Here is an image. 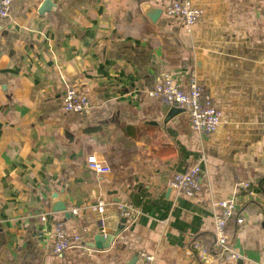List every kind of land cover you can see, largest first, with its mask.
<instances>
[{"label":"crops","instance_id":"crops-1","mask_svg":"<svg viewBox=\"0 0 264 264\" xmlns=\"http://www.w3.org/2000/svg\"><path fill=\"white\" fill-rule=\"evenodd\" d=\"M44 1L12 0L0 17V264H143L140 253L150 264H264V0H190L201 9L190 30L163 12L172 0H47L41 11ZM163 73L183 87L196 76L221 112L213 133L148 94ZM69 87L88 112L63 109ZM201 153L199 190L177 195L170 179ZM89 155L110 171L88 168ZM53 193L72 217L51 209ZM230 198L245 221L225 228L235 259L211 249L217 203ZM119 201L140 211L122 226ZM99 216L113 233L101 249L86 246ZM55 224L81 248L53 253ZM195 239L211 250L201 261Z\"/></svg>","mask_w":264,"mask_h":264},{"label":"built area","instance_id":"built-area-1","mask_svg":"<svg viewBox=\"0 0 264 264\" xmlns=\"http://www.w3.org/2000/svg\"><path fill=\"white\" fill-rule=\"evenodd\" d=\"M12 0H0V17L8 15L9 6ZM163 12L169 16H178L183 20L184 26L190 30L197 19L201 16V9L195 6L190 0H172L163 7ZM152 97L161 99L165 104L176 105L187 111L191 128L200 134L213 133L220 124L221 112L218 110L212 100L203 91V88L197 81L196 76L191 73L187 79L186 85H177L169 73H163L156 87L148 92ZM63 109L66 112L82 113L88 112L90 102L87 96L73 87L65 90L63 97ZM206 162V155L201 153L197 161L184 171L173 174L169 181V186L173 188L177 195L193 196L200 188L199 180L201 177L202 165ZM86 165L96 173H108L109 165L98 160L94 155L86 158ZM239 188L245 190L247 196L252 197L253 190L250 187V181H241ZM221 213L214 217V230L212 233L213 254L221 258H237L233 254L228 244V235L225 232L227 220L234 216L238 225H244V219L236 199L230 198L221 200L218 203ZM103 202L100 201L93 207L102 211ZM117 209L125 218L135 219L140 211L130 202H116ZM48 213H41L38 216L40 223L47 221ZM53 237L52 252L60 255L67 248L72 246L81 248L82 242L78 235L69 237L61 224H55L50 231ZM191 249L196 253L198 260L206 258L211 251L209 246L202 243L199 239L192 240ZM143 264H150L152 256L146 253H140ZM203 264V263H202Z\"/></svg>","mask_w":264,"mask_h":264},{"label":"water","instance_id":"water-1","mask_svg":"<svg viewBox=\"0 0 264 264\" xmlns=\"http://www.w3.org/2000/svg\"><path fill=\"white\" fill-rule=\"evenodd\" d=\"M46 6H47V0L43 2L40 10L43 11L44 9H46ZM160 12H161V9L159 8H151V11L148 12L147 15L152 21H154L159 16ZM68 136H71V134L69 135L68 133ZM51 209L53 211H64L65 217H72L71 211L67 210L66 201L63 198L58 197L57 193H53L52 195ZM121 222L122 223H120V226L124 225V223L126 222V218H122ZM261 225L264 229V220L262 221ZM105 226L106 224L103 221L102 216H99L98 217V232L95 233L93 237L87 241L86 246L91 247V248H99V249L107 248L109 246V243H110L109 238L110 236H113V233L112 234L105 233L103 231ZM132 261H130L128 264H131Z\"/></svg>","mask_w":264,"mask_h":264},{"label":"trees","instance_id":"trees-1","mask_svg":"<svg viewBox=\"0 0 264 264\" xmlns=\"http://www.w3.org/2000/svg\"><path fill=\"white\" fill-rule=\"evenodd\" d=\"M250 204H251V203H248V204L244 205V206H243V207H244L243 209H248V206H249ZM251 206H255V204H253V205H251ZM230 221H231V222L234 221V216L230 217V218L227 220V223L230 222ZM231 222H230V223H231ZM227 223H226V225H227ZM225 227H226V226H225ZM227 230H228V229H227ZM211 244H212V242H211ZM211 247H212V245H211ZM209 248H210V247H209ZM211 249H212V248H211Z\"/></svg>","mask_w":264,"mask_h":264}]
</instances>
